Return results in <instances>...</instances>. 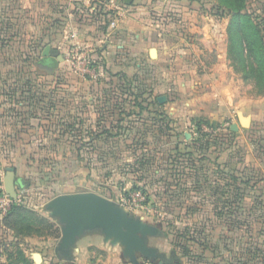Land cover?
<instances>
[{"label":"rangeland","instance_id":"374dc122","mask_svg":"<svg viewBox=\"0 0 264 264\" xmlns=\"http://www.w3.org/2000/svg\"><path fill=\"white\" fill-rule=\"evenodd\" d=\"M231 1L206 0L203 3L201 12L208 19L199 18L196 21L197 24L201 21V26L206 27L199 33L185 35L192 48L189 46V50L185 51L184 67H174L177 71L188 67L197 73L208 69L217 73V77L202 82L195 80L197 93L200 94L202 88L207 96L202 100H197V96L200 112L192 116L191 124L184 125L183 116L177 117L169 136L164 135L158 141L149 135L146 146H141L139 142L126 144V139L121 144L110 145L108 150L105 149L112 158L96 160L93 167L90 162L83 161L84 157H79V162H76L72 146L46 150L41 146L29 147L35 160L56 152L63 153L58 161L43 163L48 165L45 169L52 167L53 173L59 171L68 175L67 184L73 176L80 186L106 188L117 206H120L119 195L134 200L135 193L139 191L129 188L132 178L122 173L127 162L133 166L134 157L139 158L145 151L148 153L146 158H149L156 153L155 149L160 148L157 154L161 153L160 156L156 155L140 169L145 175L140 185L144 184L149 192L144 194L141 203L134 201L136 206L124 208L129 215L157 228L156 236L146 238L147 245L156 248L159 255L174 257L172 261L160 264H264V0H245V7L239 12H249L255 25L254 31L259 33V50L263 45L262 51L257 54L259 59L242 43L247 38L244 31L239 33L240 20L237 23V19L231 16L237 10L235 5H238L235 0L234 3ZM250 32L253 33V30L250 29ZM158 71L162 73L164 70ZM240 117H249L248 127L239 124ZM232 123L239 126L237 131L230 130ZM151 128H147V134H155ZM226 128L234 135L230 133L227 140L220 137L217 145L212 143L210 152H202L210 155L208 158H198L201 152L195 149L194 143L200 142L201 137L204 141L206 136L213 141L214 136ZM109 132L116 135L120 131L114 129ZM222 147L223 155L217 160L216 150ZM79 148L80 155L87 151L85 147ZM102 151L100 145L93 147V153L98 157ZM191 152L196 154L191 155ZM87 167L93 171L85 169ZM133 167L137 169L140 165ZM133 167L130 169L133 170ZM154 169L164 171L163 175L168 170L177 172L182 177V183L169 189H154V183H151ZM76 172L80 174L75 176ZM106 175L109 176L108 184L103 181ZM59 179L49 182V185L44 182L28 194H22L23 201L31 205H26V208L37 214L34 220L26 219L28 234L16 237L13 231H7L0 224V254L3 255L0 264H159L158 257L147 258L139 253L133 262L123 254L122 245L110 244V241L103 245L93 244L80 253L72 246L65 253L59 247L62 225L48 210L43 209L42 204L57 194L69 191L67 186L61 187ZM89 179L92 180L90 185ZM122 181L128 184L129 189L118 193ZM0 187L3 189L1 184ZM96 238H88L84 243ZM35 254H39L40 260H35Z\"/></svg>","mask_w":264,"mask_h":264},{"label":"crops","instance_id":"0c3cea01","mask_svg":"<svg viewBox=\"0 0 264 264\" xmlns=\"http://www.w3.org/2000/svg\"><path fill=\"white\" fill-rule=\"evenodd\" d=\"M120 1L127 14L117 20L115 28L110 29L108 23L111 16L106 11L108 0H0L2 187L7 168L11 167L14 169V176L23 179L25 183L20 191L22 194H28L44 182L49 185V182L60 178L57 181L61 187L69 188V191L61 194L91 191L114 203L115 199L106 188L94 185L87 187L83 184L80 186L79 181H76L78 179L73 176L67 184L68 175L60 174L59 171L53 173L52 167L45 169L48 165L43 163L58 161L63 153L56 152L35 160L30 155L29 147L41 146L46 150L50 147L72 146V151L75 148L76 162H79V157H84L83 161L90 162L93 167L96 160L112 158L106 153L110 145L121 144L126 139V144L139 142L141 146H146L149 135L158 141L163 135L157 132L158 122L154 120L156 115L167 116L175 127L177 117L183 116L184 125L191 124L192 116L200 112L201 106H197V100L205 98L207 92L200 87L198 94L195 80L200 79L202 82L217 77L216 71L208 69L197 73L187 66L183 71H177L174 67H184L185 51L189 50V46L192 48V44L185 40V35L199 33L200 29L206 27L201 26V21L199 24L196 21L199 18L208 19L201 12L206 0ZM46 46L50 47L52 56L63 57L54 69L40 62ZM76 46L88 51L96 60V79L82 77L70 68L68 56ZM153 48L154 57L150 54ZM215 48L218 50V46ZM219 57L222 55L219 54ZM158 69L164 71L160 73ZM69 70L73 72L69 73ZM129 82L136 88L147 89L143 98L146 97L149 103L142 102L144 108L130 104L132 96L124 101L121 98L110 100L111 90L128 87ZM206 89L209 90L207 87ZM103 98L116 102L112 109L113 117L108 119L102 118L108 113V102H104ZM111 108L110 106L109 109ZM149 121L153 123L150 124ZM147 128L154 130L155 134H147ZM114 129H118L119 134L109 132ZM99 145L103 150L101 158L93 153V147ZM81 146L87 150L82 155L79 154ZM158 151L160 148L155 149L156 153L149 158H146L148 153L145 151L139 158L134 157L133 162L140 165L137 169L133 167L135 164L130 166L127 162L126 168L119 170L120 174L122 171L124 175L131 176L129 188L139 190L143 195L149 192L144 184L140 185L145 178L140 169L160 156L161 153L157 155ZM222 155L223 152L218 158ZM85 169L91 170L88 167ZM151 173L153 188L166 189L165 182L161 180L166 173L163 175L164 171L158 169ZM78 174L80 173L76 172L75 176ZM103 178L108 184L109 176ZM91 181L88 180V185ZM126 185L128 186L127 183L120 182L118 193L128 188ZM52 198L42 203L44 210H47V204ZM120 198L121 195L118 198L119 205L127 212L126 209L131 208L121 206ZM23 204L31 206L26 201ZM91 237H97V240L84 243ZM96 243L103 245L109 242L98 229L86 230L76 238L73 248L80 253ZM2 257L0 254V258Z\"/></svg>","mask_w":264,"mask_h":264},{"label":"water","instance_id":"95a60500","mask_svg":"<svg viewBox=\"0 0 264 264\" xmlns=\"http://www.w3.org/2000/svg\"><path fill=\"white\" fill-rule=\"evenodd\" d=\"M50 53V47L46 46L40 62L54 69L63 57L52 56ZM150 54L154 57V48L150 50ZM249 121V117L239 118V124L243 127H248ZM230 129L237 131L238 125L233 123ZM24 184L23 179L14 176V169L8 167L3 180L4 192L15 199ZM47 210L62 225L59 247L65 253L84 231L98 229L107 241L122 245L123 254L133 262L137 253L147 258L159 256L156 248L150 247L145 241L147 236L157 234V228L134 218L100 194L91 191L59 194L49 201ZM34 257L35 260H40L39 254Z\"/></svg>","mask_w":264,"mask_h":264},{"label":"trees","instance_id":"16d2710c","mask_svg":"<svg viewBox=\"0 0 264 264\" xmlns=\"http://www.w3.org/2000/svg\"><path fill=\"white\" fill-rule=\"evenodd\" d=\"M224 1V0H221ZM237 2L238 5H235L237 7L236 12H232L231 16L234 17L235 19H237V23H239V20L241 23H239L238 25V29H239V33L242 30V32L244 31L245 33V37L247 38L246 41L242 42L245 43L246 45V50L249 51H253L254 56L257 57L258 59L260 58L259 55H257L259 52L262 51L263 49V45H261V48L259 50V33L258 31H254L255 30V25L254 23H252L251 17L249 12L244 11L243 13H239L240 9L245 7V0H235ZM231 3H234V0L231 1ZM234 9V8H232ZM219 13H221L219 11ZM250 29L253 30V33L250 32ZM257 30V29H256ZM258 33V34H257ZM262 63V61H260ZM264 62V61H263ZM234 66V65H233ZM253 74V73H252ZM128 87H118L117 89L115 88L114 90H111L110 92V100H118V98L122 101L127 100V98L129 96H132L133 99H131L129 102L132 105H138L142 107V102L147 101V98L144 97L143 98V94L145 92H147V89H140V88H136L135 86H132V83L129 82L128 83ZM135 89V90H134ZM136 91V92H135ZM126 96V97H124ZM104 99V98H103ZM106 101V106L108 107V113L107 115L102 116V118L108 119L113 117V111L112 109L114 108V106H116V102H109V100L107 101L106 99H104V102ZM149 103V102H148ZM110 106L112 107L111 109ZM154 120L156 122H158V131L161 135H166L169 136V131L173 129V125L172 123L169 121V119L167 118V116L163 115V114H158L154 117ZM104 132V131H103ZM108 132V131H107ZM230 133H232L234 135L233 132L229 131V128H226V130L217 133L214 136V140H208L207 136L203 137L205 138L204 141H201L202 137L199 139V141H196L194 143V141L192 143H194L195 145V149H199V151L201 153H199L200 155L198 156V158H203L204 156H206V158H208L210 155L205 154L210 152L211 149V145L212 143L215 142V145H217V143H219L220 141V137L221 140L226 139L228 137H230ZM176 148V147H175ZM159 152V151H158ZM205 152V153H202ZM223 152V147L220 150H216L215 153V158H218V155ZM192 154H196L195 152H191ZM170 156H174L172 154H170ZM171 158V157H169ZM173 158V157H172ZM190 161V160H187ZM173 160H171V164H172ZM231 173H234L233 171H231ZM182 176V175H181ZM162 181L165 182V186L166 189H169L170 185H176L181 182L182 183V177L179 176V173L177 172H169V170L166 172V176L164 175V177L161 178ZM3 190L0 189V193H2ZM36 215V216H35ZM37 217V214L32 211L31 209L26 208V206L24 204H13L11 205V207L9 208V210L6 212V214L4 215V217L2 218V221H0L1 225L5 226L7 229H10L11 231H13V234H15V236L17 237V235H26L28 234V232H26L27 229V223L28 220H26L27 218H30L31 220H34V218ZM40 220H44L42 218H40ZM174 257H169L166 258V256L164 254H160L158 256V259H160V261H158V263H166V262H170L173 260Z\"/></svg>","mask_w":264,"mask_h":264},{"label":"built area","instance_id":"2783aa9c","mask_svg":"<svg viewBox=\"0 0 264 264\" xmlns=\"http://www.w3.org/2000/svg\"><path fill=\"white\" fill-rule=\"evenodd\" d=\"M106 11L110 14V20L108 23V27L113 29L116 27L117 20L126 16L127 11L123 6L120 0H108L106 5ZM69 61H70V68L82 77H89L90 79L94 80L98 74V68L96 64V60L92 58L91 54L76 46L71 49L69 53ZM0 189H2L0 187ZM0 193V219L6 214L9 210L11 205L13 204H23L22 193L18 191L17 196L15 199H12L8 194L4 192ZM20 192V193H19ZM144 200V195L137 191L135 193L134 200L131 197H125V195H121L120 204L124 207L136 206L135 202L141 203Z\"/></svg>","mask_w":264,"mask_h":264}]
</instances>
